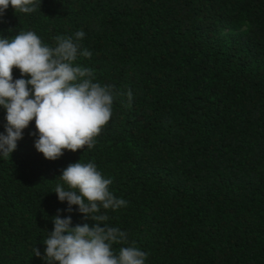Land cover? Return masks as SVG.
<instances>
[{"label":"trees","instance_id":"16d2710c","mask_svg":"<svg viewBox=\"0 0 264 264\" xmlns=\"http://www.w3.org/2000/svg\"><path fill=\"white\" fill-rule=\"evenodd\" d=\"M81 30L92 56L76 63L114 86L112 116L91 149L48 160L33 120L0 157V264H46L34 249L58 210L94 223L53 192L78 161L127 201L101 211L145 264H264V0H41L0 15L10 40L33 31L55 47ZM6 123L0 106V134Z\"/></svg>","mask_w":264,"mask_h":264},{"label":"clouds","instance_id":"9594fccd","mask_svg":"<svg viewBox=\"0 0 264 264\" xmlns=\"http://www.w3.org/2000/svg\"><path fill=\"white\" fill-rule=\"evenodd\" d=\"M9 5L28 14L41 8V0H0V15ZM84 36L82 30L73 37L58 36L55 47L42 43L33 31L20 32L11 40L0 38V106L7 121L0 134V157L11 156L33 120L37 129L33 135H38L34 146L48 160L58 159L65 149L94 147L112 116L114 86L93 82V71L76 63L78 56H92L87 49L80 50ZM13 68L21 73L15 81ZM127 96L131 102L130 90ZM59 177L63 183L53 192L60 202H67L66 211L71 213L76 205L84 220L94 223L73 227L71 216L61 218L58 210L52 218L54 228L43 242L44 255L35 247L34 256L46 264H145L147 253L130 244L125 231L109 226V217L101 211L127 204L110 191L111 179L104 178L94 163L79 161ZM114 245H121L118 253Z\"/></svg>","mask_w":264,"mask_h":264}]
</instances>
